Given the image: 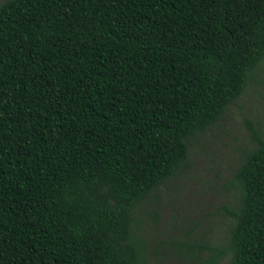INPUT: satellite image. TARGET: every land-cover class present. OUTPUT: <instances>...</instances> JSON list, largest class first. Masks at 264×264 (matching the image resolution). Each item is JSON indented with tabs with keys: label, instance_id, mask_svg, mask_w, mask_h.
<instances>
[{
	"label": "trees",
	"instance_id": "obj_1",
	"mask_svg": "<svg viewBox=\"0 0 264 264\" xmlns=\"http://www.w3.org/2000/svg\"><path fill=\"white\" fill-rule=\"evenodd\" d=\"M263 59L264 0H7L0 264H141L136 209ZM251 130L227 245L206 246L203 264H264V139Z\"/></svg>",
	"mask_w": 264,
	"mask_h": 264
},
{
	"label": "rangeland",
	"instance_id": "obj_2",
	"mask_svg": "<svg viewBox=\"0 0 264 264\" xmlns=\"http://www.w3.org/2000/svg\"><path fill=\"white\" fill-rule=\"evenodd\" d=\"M251 127L264 139V59L243 95L190 143L183 169L136 209L141 264H203L206 246L224 250L231 222L224 208L239 197L233 175L256 147Z\"/></svg>",
	"mask_w": 264,
	"mask_h": 264
}]
</instances>
